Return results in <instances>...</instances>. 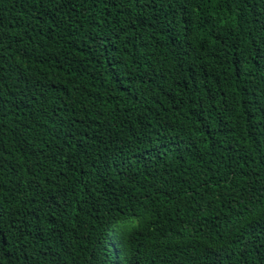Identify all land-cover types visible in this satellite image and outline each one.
Returning a JSON list of instances; mask_svg holds the SVG:
<instances>
[{
    "label": "trees",
    "instance_id": "obj_1",
    "mask_svg": "<svg viewBox=\"0 0 264 264\" xmlns=\"http://www.w3.org/2000/svg\"><path fill=\"white\" fill-rule=\"evenodd\" d=\"M0 264H264V0H0Z\"/></svg>",
    "mask_w": 264,
    "mask_h": 264
},
{
    "label": "clouds",
    "instance_id": "obj_2",
    "mask_svg": "<svg viewBox=\"0 0 264 264\" xmlns=\"http://www.w3.org/2000/svg\"><path fill=\"white\" fill-rule=\"evenodd\" d=\"M137 218L134 216L117 217L115 220V227L118 230L132 231L138 227Z\"/></svg>",
    "mask_w": 264,
    "mask_h": 264
}]
</instances>
